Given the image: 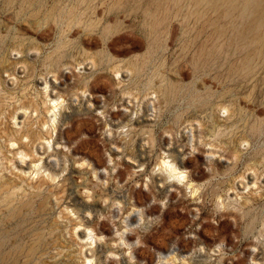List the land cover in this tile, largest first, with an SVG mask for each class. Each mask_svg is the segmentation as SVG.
<instances>
[{
    "label": "rangeland",
    "instance_id": "374dc122",
    "mask_svg": "<svg viewBox=\"0 0 264 264\" xmlns=\"http://www.w3.org/2000/svg\"><path fill=\"white\" fill-rule=\"evenodd\" d=\"M78 201L101 264H264V0H0V264H90Z\"/></svg>",
    "mask_w": 264,
    "mask_h": 264
},
{
    "label": "bare ground",
    "instance_id": "6f19581e",
    "mask_svg": "<svg viewBox=\"0 0 264 264\" xmlns=\"http://www.w3.org/2000/svg\"><path fill=\"white\" fill-rule=\"evenodd\" d=\"M64 106L63 100H59L58 98L55 99V103H54V108H56L57 110L54 112V117H53V122L55 126L59 125V122L61 121V115H62V108ZM76 111V110H75ZM67 117V116H66ZM51 140V139H50ZM20 148V146H19ZM211 158V157H210ZM174 159H176V157H174ZM71 166V165H70ZM186 167V163L180 159H177V161H173V159H166L164 158L161 162V169L164 170L166 172V174L169 177H173V178H178V179H182L185 178V174L184 173V169ZM76 169V168H75ZM71 170V169H70ZM35 172V171H34ZM33 172V174H34ZM162 172V171H161ZM65 175V174H64ZM149 175V174H148ZM165 175V174H164ZM250 176V175H249ZM79 177V176H78ZM74 178V177H73ZM189 178V176H188ZM79 179V178H78ZM191 179V178H190ZM188 179V181L190 180ZM60 180V179H59ZM95 180V179H94ZM65 181V180H64ZM63 183V182H62ZM66 183V182H65ZM82 185V184H81ZM75 186V185H74ZM110 187V186H109ZM71 189V188H70ZM91 189V188H90ZM73 194V193H72ZM97 195V194H96ZM88 196H90L88 194ZM75 199V197H74ZM81 200V199H80ZM75 202V213H77L76 217H70V221L72 224L74 225H82L84 224L85 227H87L90 231H85V230H79L76 232V234L80 237H84L87 236V240H90V242H86L88 244L90 243H95L96 247L95 248H91L90 251L92 252V254H87L85 253L86 257L88 258V261L90 262V264H93V261L96 260V263H100L102 261L103 255L101 254V252L104 251V249H102L103 251H101L100 246L98 245V238L96 233H92L93 232V228L91 227V225H93V222H91L90 220H86L85 216L83 215V212L85 210H90L89 207H92V203H86L85 202ZM64 204V203H63ZM99 211V210H98ZM64 218V217H63ZM109 249V251L113 252V253H121L120 250L118 249H112L110 247H107ZM107 249V250H108ZM106 251V250H105ZM92 256H95V258H93ZM256 257V256H255ZM122 258V257H121ZM123 263H125V261L122 259L121 260ZM127 262V261H126Z\"/></svg>",
    "mask_w": 264,
    "mask_h": 264
}]
</instances>
